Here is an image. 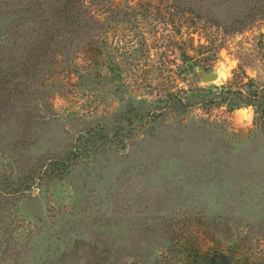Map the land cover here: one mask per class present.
<instances>
[{
  "label": "rangeland",
  "instance_id": "1",
  "mask_svg": "<svg viewBox=\"0 0 264 264\" xmlns=\"http://www.w3.org/2000/svg\"><path fill=\"white\" fill-rule=\"evenodd\" d=\"M68 1L0 0V264H264V0Z\"/></svg>",
  "mask_w": 264,
  "mask_h": 264
},
{
  "label": "trees",
  "instance_id": "2",
  "mask_svg": "<svg viewBox=\"0 0 264 264\" xmlns=\"http://www.w3.org/2000/svg\"><path fill=\"white\" fill-rule=\"evenodd\" d=\"M175 1V0H174ZM86 1L85 0H69L66 5H68L69 10L72 11L74 14L73 18V24H75V27L83 28L88 26V23L90 21H93L92 17H85V12H86ZM176 4H172L173 8H176V12L179 15H186L189 14L193 17V22L194 24L197 23V21H208L206 16L204 14H201L200 10L193 7V6H188L184 4V1L182 0H176L174 2ZM84 9V10H83ZM263 11L259 10L258 15H263ZM257 15V14H256ZM255 14H250L249 16L245 17L244 19H237L228 26H222L223 30L227 33L230 32H237L240 29L248 26L252 20ZM96 21V20H95ZM70 31V30H68ZM71 32V31H70ZM186 49H181V54L182 56L189 57L187 55ZM194 65V64H192ZM231 90H228L226 92H220L221 96H224L225 98L231 95ZM236 94L238 96H235V102L228 101L225 102L226 105H229L231 108H236L239 105V103L246 104V105H251L254 108V113H255V120L256 122H263L264 119V93H262V90H253L252 92H244L241 89L236 90ZM239 97V98H238ZM225 101V100H224ZM181 105V104H180ZM81 136H78L75 142V148L70 150L68 155L64 157L61 160H52L48 162L47 165H45V168L43 171L37 173V175L34 176V180L40 179L44 177L47 173H52L55 172L57 174L61 173L64 171V168L68 167L69 162L71 163L75 157L81 154V151L79 150L80 147V142ZM80 141V142H79ZM183 264H243L238 261H233L230 259L226 254H224L222 251H220L217 248H212L211 250H201L199 248H196V246H193L189 253L187 254L186 260H184Z\"/></svg>",
  "mask_w": 264,
  "mask_h": 264
},
{
  "label": "water",
  "instance_id": "3",
  "mask_svg": "<svg viewBox=\"0 0 264 264\" xmlns=\"http://www.w3.org/2000/svg\"><path fill=\"white\" fill-rule=\"evenodd\" d=\"M198 74L202 81H211L217 77V74L213 71H207L204 69L198 70Z\"/></svg>",
  "mask_w": 264,
  "mask_h": 264
}]
</instances>
